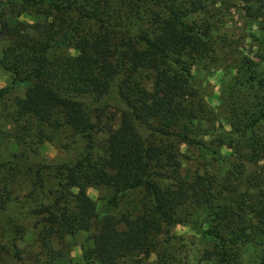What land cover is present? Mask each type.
<instances>
[{"label": "trees", "instance_id": "1", "mask_svg": "<svg viewBox=\"0 0 264 264\" xmlns=\"http://www.w3.org/2000/svg\"><path fill=\"white\" fill-rule=\"evenodd\" d=\"M228 1L0 0V103L85 142L50 185L0 157V264H73L75 247L83 264H264V55L237 53L228 130L198 76L224 59Z\"/></svg>", "mask_w": 264, "mask_h": 264}, {"label": "rangeland", "instance_id": "2", "mask_svg": "<svg viewBox=\"0 0 264 264\" xmlns=\"http://www.w3.org/2000/svg\"><path fill=\"white\" fill-rule=\"evenodd\" d=\"M219 11L223 15L221 20L224 23L220 32L225 33L228 37L226 47L219 53V55L224 56V59L216 64L207 61L198 76L203 81L202 92L207 105L213 109L218 122L228 130L224 119L226 115L223 109L218 106L217 101L224 86L231 83L232 69L238 52L252 60H256L254 58L256 53L264 55V47H260L258 41V39L264 40V0H254L247 3H243L241 0H230L220 7ZM6 45L7 41H0V48ZM261 66L264 67V64ZM6 84V76L0 72V89L4 88ZM24 90L25 87L16 90L14 94L21 96ZM11 100V97H6L4 102L0 103V142L2 143L0 157L5 160L16 155L19 159L28 162L41 163L42 178L47 185H50L53 177L50 174L51 165L56 163L72 165L75 163L84 148L85 142L65 128L55 131L46 126L16 120L12 112ZM109 103L115 106L117 101L112 97L109 99ZM185 150V146L181 147L182 152ZM109 178V182H111V177ZM23 184H28V182L24 181ZM86 193L96 201L98 198L107 195V189L89 188ZM131 210L132 214L136 215L138 205H132ZM170 232L186 239L194 234L188 227L181 225L172 227ZM176 245L178 244L174 243L172 249H176L178 247ZM72 256L74 257L73 264H83L80 261L81 253L78 247L73 249ZM160 260V257L153 255L149 259H129L120 264H158ZM5 264L11 263L7 261Z\"/></svg>", "mask_w": 264, "mask_h": 264}]
</instances>
